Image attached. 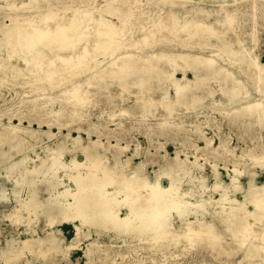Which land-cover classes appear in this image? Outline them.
Instances as JSON below:
<instances>
[{
    "label": "bare ground",
    "instance_id": "obj_1",
    "mask_svg": "<svg viewBox=\"0 0 264 264\" xmlns=\"http://www.w3.org/2000/svg\"><path fill=\"white\" fill-rule=\"evenodd\" d=\"M56 1L57 4L52 0L21 3L4 0L0 6V85L7 78L20 75L31 76L30 85H33L41 79L63 84L74 79L84 80L88 75H95L92 78L100 81L104 76L120 78L125 73H133L138 76L140 92L158 83L149 75L156 71L165 79L162 87L173 85L176 93L175 97L169 96L167 89L162 93L160 102L167 100L171 108H166L168 115L160 121L161 128L183 129L192 117L190 113L195 117L202 114L209 99L217 101L214 106H221L210 109L224 113L229 123H246L251 127L257 114L264 115V62L249 57L254 45L249 46L243 33L236 30L232 24L235 13L220 0H106L107 4L99 7H93L97 0ZM84 38L87 40L78 50L70 51ZM250 40L257 44L259 36L253 33ZM167 43L176 49L171 53L155 49ZM146 48L151 51L139 57L138 53ZM217 52L220 59L212 55ZM49 54L60 63L48 61L44 69L40 63ZM177 72L182 73L181 78L175 76ZM132 81L122 93L132 88ZM200 82L203 83L199 85ZM72 92L61 99L49 91L42 92L13 116L18 119L17 124L13 118L8 123L0 122V169H5L4 179L14 184L16 196V206L2 213L4 218H11V225H25L22 233L27 234L25 239L20 237V232L4 236L0 229V263L19 264L28 252L46 257L48 251L59 253L70 264L76 252L83 250L86 264H96V255L110 256L109 246L99 241L108 237L110 247L122 239L124 244L148 245L147 248L162 252L171 245L182 248L181 244L184 250H189L207 238V248L222 255L241 257L242 264H264V183L258 186L255 175L251 177L249 173H245L249 176L247 185L239 183L243 171L237 159L243 155L235 156L230 182L221 178L216 167L212 171L214 183L203 172L197 174L204 164L199 162V155L192 160L185 149L170 156L168 152H160L159 147L154 151L147 148L143 159L135 162L142 154L139 143L134 154L125 155L126 147L118 134L109 135L106 143L101 130L86 131L88 138L81 135L79 123L90 124V118L79 113L89 103L87 97L95 98L97 93ZM218 96L222 99L219 102ZM152 97L141 100L142 105L153 106ZM40 98L53 105L59 101L61 108L47 109V103H40ZM180 106L184 108H177ZM149 109L142 108L137 115L153 116L158 112L157 108ZM179 109L184 111L180 121L169 117ZM127 113L130 108L123 109L118 116ZM51 114L53 118H45ZM137 115L134 114V119ZM33 123H37V129ZM121 123L117 121V125ZM72 124L74 128L70 127ZM201 124L196 122L193 126L198 139L205 141L203 151L191 139L181 142L182 146L190 143L194 149L192 155L200 152L208 160L209 155L233 152L227 147V140H221L219 146L213 145L203 134ZM54 126L58 133L52 130ZM68 127V133L64 134L63 130ZM72 129L78 130L77 136L71 134ZM145 134L152 141L154 132ZM44 135L61 137L40 156L32 142ZM31 151L37 153L39 160L30 157ZM67 154L70 159H66ZM256 154L255 151L249 155L254 160ZM149 165H158L154 175L148 171ZM60 170L75 171L72 174L75 189L65 186L58 177ZM166 176L169 186L162 182ZM24 189L28 191L25 198ZM1 190L6 201L8 197ZM240 191H245L243 200L231 194ZM45 192L50 196L43 197ZM40 214L46 216L41 232ZM65 225L75 230L71 239L64 234ZM254 228H258V233L250 235L248 240L246 236ZM94 233L98 238L93 237ZM84 240H89L86 247L81 244ZM29 263L27 258L24 264Z\"/></svg>",
    "mask_w": 264,
    "mask_h": 264
},
{
    "label": "rangeland",
    "instance_id": "obj_2",
    "mask_svg": "<svg viewBox=\"0 0 264 264\" xmlns=\"http://www.w3.org/2000/svg\"><path fill=\"white\" fill-rule=\"evenodd\" d=\"M22 1L28 2V0H17V3H21ZM105 1L106 0H97L93 7L105 6V4H107ZM220 1L222 5L235 13L236 19L232 24L236 27V30L243 33L248 41L247 43L250 44L249 46L254 45V48L249 52L250 56H248L250 58H259V61L264 62V0ZM3 2L4 0H0V6L3 5ZM52 2L56 4L58 3V1L56 0H52ZM255 3H258L256 9L253 8L255 7ZM1 17L2 15H0V18ZM252 32L256 33L259 36V42L257 44H254V42L250 40L253 34ZM129 34L130 32L127 33V36ZM86 40L87 39L84 38L79 41V44L77 43L78 45L70 51L78 50ZM44 41L45 40L41 41L40 45H42ZM173 48L174 46L172 44L167 43V45L164 44V46H159V48L155 49L171 53L174 51V49H176ZM145 50H143L140 54L138 53L139 57H143L146 52H148L149 50L151 51V48H146ZM218 53L220 52L212 53V55L216 58H219ZM49 55H47L46 57H42L40 64L44 69L49 65V63H53V61H55V63L58 62V64L60 63V61H56L55 59L53 60L54 57L52 54ZM45 60L47 63L45 62ZM163 65L165 67L166 64L164 63ZM126 68L127 66L125 67V69ZM90 71L93 72L94 68H92ZM132 74L133 73H131V75L125 73L120 76V78H114L110 75L104 76L100 81H98L96 78H92V76L95 75H88V77H84V80H81L83 78L74 79L63 84L62 82L60 84H58L57 82H54V84H52V81L41 79L33 85H30V79H32L31 76L25 77L20 75L17 78H7L3 82V84L0 85V122L8 123L9 119L13 118L12 121L17 124L19 121L13 116L17 114V112L21 109L29 106L28 101L35 96L41 95L40 93L42 92L49 91L56 95L58 99L66 98L69 91H73L72 93L75 92L76 94L82 91H90L91 93L96 92L97 94L95 98H92V96L87 97L89 103H87V106L79 113V115L84 118H90V124L86 122L79 123L81 126V135L85 138H88L86 131L101 130L102 132H104L102 140L106 143L109 139V135L118 134L121 136V138H123L121 142L123 143V146L126 147L127 153L125 155L134 154V152H136V150L138 149L137 143H139V151L142 152V154L141 156L135 158V162H139L143 159L144 155L146 154L145 152L147 151V148H150L151 151H154L155 147H159L160 152H162L163 154L168 152L170 156H174L176 151L179 149H185L187 153H190L189 156L192 160H195V155H199V162L204 164V168L197 170V174L200 175L201 172H203L205 175L210 177V183L215 182L212 176V171L215 167L216 169L218 168L217 170L220 172L221 178L225 182H230V177L231 175H233L232 171L234 169V161H236L235 156L243 155L241 159H237L239 162L238 164H240L239 168H241V171H243V174L240 175L241 178L239 177V183L244 186L247 185L249 176H247V174L245 173H249L251 177L252 175H255V182L256 184H258V186L264 183V115H262L261 113L257 114V116L255 117L256 122L253 123V126L251 127H248L249 125H246V123H243L244 125H242V123H229V121L225 119L223 115L224 113H221L218 110L210 109L221 108V106H214L217 101L209 99L206 101L207 103L205 102L207 106L205 107L202 114L195 117V115H193L194 113H190L192 117L188 119V123H185V127L183 129L179 130L174 126L161 128L159 127L162 126L160 124V121L162 120V118H164V115H168V110H166V108H171V106H169V102L167 100H165L164 102H160V98L162 96V93L165 92L166 89L169 96L175 97V87L173 85H165L164 87H162V84L164 85L165 83V79H161L160 75L156 71H152L149 72V75L152 78H156L158 83L156 85L153 84V88L148 87L150 89L146 88L145 90L139 92V89L137 88L139 86L137 85V82L139 80L137 78L138 76H133ZM181 74V72H177L175 76L181 78ZM188 76L193 78V75L191 74H189ZM130 80H133L132 88L128 91L126 89L125 92L122 93V89H124V87ZM81 82H84V84H82ZM202 83L203 82H200L199 85H201ZM151 95L153 96L151 99H155L154 102H151L153 106L151 104H148L146 107L142 105L141 100H144ZM217 99L218 102L222 100L221 98H219V96L217 97ZM39 101L40 103L46 102V107H48L47 109L50 110L61 108L59 101L55 102L54 105L44 98H40ZM92 101H94V103ZM109 102H115V105H113L114 103L109 104ZM127 108H130V113H127L125 116H118L123 109ZM142 108L146 110H150L149 108H157L158 112L153 116H147L142 113H138L139 115H137V112H141ZM177 108L184 107L180 106ZM144 113H148V111H144ZM134 114L137 115L136 119H134ZM183 114V109H179L174 111L171 115H169V117H171L172 119L175 118V121H180ZM145 116L146 118H144ZM67 117L68 115H66L64 118ZM45 118L51 119L53 118V114L45 116ZM208 118H210V121H208ZM118 120L122 121V125H117ZM196 122L202 123L201 129L203 130V134L205 135V137L211 139L213 145L219 146L221 140H227V147H230L233 152L228 155L222 153L218 154L217 156L209 155L207 158L208 160H206L205 157L200 156V152L192 155L191 153H194V149L190 145V143H186L182 146L181 142H187L186 140L191 139L192 142H197L199 149L203 151L202 149L205 146V141L202 139H198L199 134L195 133L196 128L193 125ZM27 125L28 123L25 122V126ZM74 125L75 124H72V126L70 127L74 128ZM32 126L36 129L38 128L37 123H33ZM70 127L63 130L64 134L68 133ZM46 129L47 126H44V130ZM112 129H114L113 131L115 132H112ZM52 130L54 131V133H58V129L56 126H54ZM150 131L154 132L153 136L150 135L152 137V141H150L148 135L145 134L147 132L149 133ZM71 134L77 136L78 130L72 129ZM212 136L214 139L212 138ZM60 137L61 136H57L53 138L48 135H44L40 140L34 141L32 142V144L36 146V151H38V154L44 156L48 151V148L51 146L54 147ZM93 138L96 139V136H93ZM113 141L116 142L115 139H113ZM160 144L163 146H161ZM255 151L257 154L253 160L249 154ZM29 155L32 159L39 160L36 152L31 151ZM65 157L66 159H70V156L68 154L65 155ZM79 158L84 159L82 155H80ZM154 169H158V165L153 167L152 165L148 166V171H152V175L155 174ZM73 173H75L74 170L73 172L69 171V173L65 172L64 170H60V172L58 173V177H61L68 189H75V183L72 177ZM5 174V169H0V189L2 188L1 191H5L8 197V199H6L5 201L4 199H2V195L0 194V229L2 230V234L4 236H10V234H17L18 232L22 233L26 229V226L23 224L17 226L11 225V218H4V214L2 212L5 209H10V207L12 208L16 206V196L13 193V190L15 189L14 184L11 181H6V179H4ZM179 179L181 178L179 177ZM183 179L184 182L190 183L188 179ZM162 182L164 186H169V178L167 176L163 178ZM39 185H42V183H39ZM112 188L113 187H110V189ZM26 190L27 189H24V191L22 192L23 197H26L28 195V191ZM244 192L245 191H240L231 194L235 198L243 200ZM42 196L49 197L50 195L45 192L42 194ZM215 196L219 198V194H215ZM191 199L194 200L195 197H192ZM123 209L125 208H122V212L125 213V210ZM39 218L38 228L41 232L46 216L40 214ZM63 230L67 239H71L74 236L75 230L71 225H65L63 227ZM255 233H258V228H254L251 233L246 236L247 239L250 240L251 236H253ZM211 235L215 236V234ZM26 236L27 234L25 233L20 234V237L22 239H25ZM93 237L95 239L98 238L96 233L93 234ZM99 241L101 244L109 246L108 253L110 254V256L106 257L102 255H96V264H101L100 259L105 261L106 264H231L232 262L234 264H242L241 257L231 258L226 255H222L220 252L212 250L211 248H207V244H209L207 238L205 240H201L197 245L192 246L189 250H187L188 248L184 250V244H181L182 248H177L176 246L171 245L170 248L165 250L164 252L156 249H149L147 248L148 245L138 246L137 243L132 242L124 244L122 239L116 240L114 247H110L111 241L108 237H104ZM88 242L89 240H84L81 243L82 247H86ZM45 255L47 256L43 257L41 253L38 254L28 252L27 258L30 260L29 264H67L65 260L61 259L62 257L59 253L55 254L46 251ZM27 258L21 260L19 264H24ZM73 259V262L70 264H86L87 261V258L84 256L83 250H78ZM113 260L115 261L114 263H112ZM0 264H3V262ZM243 264L248 263L245 262Z\"/></svg>",
    "mask_w": 264,
    "mask_h": 264
}]
</instances>
